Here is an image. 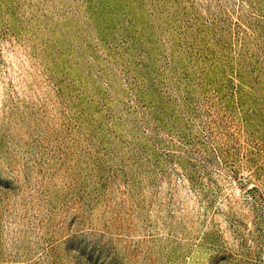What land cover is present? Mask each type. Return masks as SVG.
<instances>
[{
  "label": "rangeland",
  "instance_id": "rangeland-1",
  "mask_svg": "<svg viewBox=\"0 0 264 264\" xmlns=\"http://www.w3.org/2000/svg\"><path fill=\"white\" fill-rule=\"evenodd\" d=\"M0 264H264V0H0Z\"/></svg>",
  "mask_w": 264,
  "mask_h": 264
}]
</instances>
